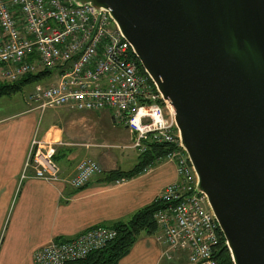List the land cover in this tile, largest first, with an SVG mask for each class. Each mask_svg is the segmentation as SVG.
<instances>
[{"label": "water", "instance_id": "water-1", "mask_svg": "<svg viewBox=\"0 0 264 264\" xmlns=\"http://www.w3.org/2000/svg\"><path fill=\"white\" fill-rule=\"evenodd\" d=\"M106 9L175 112L233 264H264V0H72Z\"/></svg>", "mask_w": 264, "mask_h": 264}, {"label": "built area", "instance_id": "built-area-1", "mask_svg": "<svg viewBox=\"0 0 264 264\" xmlns=\"http://www.w3.org/2000/svg\"><path fill=\"white\" fill-rule=\"evenodd\" d=\"M136 61L106 9L72 0H0V79L14 83L29 74L55 73L53 83H37L29 96L37 109L109 110L133 134L129 147L138 154L147 141L174 145L164 161L175 163L177 181L159 194L165 207L154 215L160 257L170 264H216L212 250L220 229L206 197L195 191L197 175L181 146L175 112ZM54 154L55 146L34 136L21 179L30 170L33 178L58 181ZM101 171L83 158L67 183L83 188ZM115 237L113 228L97 225L36 249L34 264H80Z\"/></svg>", "mask_w": 264, "mask_h": 264}, {"label": "crops", "instance_id": "crops-1", "mask_svg": "<svg viewBox=\"0 0 264 264\" xmlns=\"http://www.w3.org/2000/svg\"><path fill=\"white\" fill-rule=\"evenodd\" d=\"M5 97H0V264H34V251L46 243L125 221L177 181L175 163L167 160L128 180L103 181L109 172L131 170L138 158L129 147L133 134L109 110L41 111L26 102L10 112ZM34 136L55 146L58 181L33 178L30 170L21 179ZM83 158L102 171L74 189L67 181ZM162 248L156 233L141 234L118 264H170L161 259Z\"/></svg>", "mask_w": 264, "mask_h": 264}, {"label": "trees", "instance_id": "trees-1", "mask_svg": "<svg viewBox=\"0 0 264 264\" xmlns=\"http://www.w3.org/2000/svg\"><path fill=\"white\" fill-rule=\"evenodd\" d=\"M138 67L141 69L138 61ZM51 72L39 74H29L14 83L0 84V97L9 96L20 91L24 84L40 80L44 76H49ZM145 151L138 154L136 165L129 171L115 170L105 175L103 181L113 183L120 180H128L136 177L146 170L163 162L165 157L176 147L168 143L145 142ZM165 207L161 200L155 199L136 212L127 220L117 221L110 225L116 231V237L107 242L101 249L90 253L80 264H118L130 251L132 245L141 234L153 235L157 232V224L154 219L155 213ZM218 240L213 247V259L216 264H233L226 242L218 231Z\"/></svg>", "mask_w": 264, "mask_h": 264}, {"label": "rangeland", "instance_id": "rangeland-1", "mask_svg": "<svg viewBox=\"0 0 264 264\" xmlns=\"http://www.w3.org/2000/svg\"><path fill=\"white\" fill-rule=\"evenodd\" d=\"M55 73L53 75L45 76L44 78L37 80V81H32L27 84H24L20 91L11 94L9 96H6L3 99V102L7 103L8 110L11 111H17L22 107V105H25L26 102L31 103L29 96L31 93L34 91V88L37 83L40 84H51L55 81ZM6 83L5 81L0 79V84Z\"/></svg>", "mask_w": 264, "mask_h": 264}, {"label": "bare ground", "instance_id": "bare-ground-1", "mask_svg": "<svg viewBox=\"0 0 264 264\" xmlns=\"http://www.w3.org/2000/svg\"><path fill=\"white\" fill-rule=\"evenodd\" d=\"M170 108H171V106H170ZM172 109V108H171Z\"/></svg>", "mask_w": 264, "mask_h": 264}]
</instances>
